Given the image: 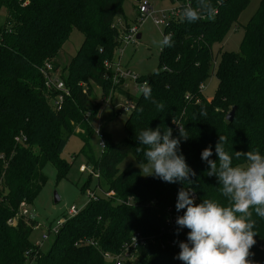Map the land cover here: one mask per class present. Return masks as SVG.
I'll return each instance as SVG.
<instances>
[{
	"label": "trees",
	"instance_id": "trees-1",
	"mask_svg": "<svg viewBox=\"0 0 264 264\" xmlns=\"http://www.w3.org/2000/svg\"><path fill=\"white\" fill-rule=\"evenodd\" d=\"M123 1L29 0L23 6L21 0H0V9L6 12L0 24V264H28L33 256L34 264H111L103 253L117 254L135 232L147 241L138 248L136 261L124 264H179L178 242H187L189 230L176 234V217L184 212L175 209L178 190L193 188L195 203L203 199L228 203L217 177L207 175L209 166L201 160V151L211 145L210 159L218 162L215 144L224 136L229 154L258 150L264 155V0L244 26L239 51L219 49L217 60L213 45L222 42L250 0H210L214 11L195 22L181 17L169 20L163 36L171 33L173 46L160 50L158 67L151 75L138 77V82L150 84L151 99L140 93L131 96L121 82L114 84L112 68L104 65L115 60L120 33L116 18L123 15ZM190 1L196 8L197 0ZM123 22L125 31L130 23L126 18ZM74 28L83 40L61 68L69 95L54 110L47 99L53 93L45 89L39 67L46 60L59 67L58 52ZM212 72L218 83L208 99L201 87ZM93 84L101 89V97L117 92L134 102L121 140L113 142L102 130L105 148L99 156L89 142L94 134L92 122L102 105L96 101L87 106ZM152 100L164 104V110L158 111ZM233 106L236 110L229 122L226 115ZM177 126L190 137L181 140L180 151L196 173L191 185L143 177L131 164L119 170L129 154L137 164L146 163V146L137 140L142 130L171 128L173 137H178ZM18 135L26 141L17 142ZM71 135L79 136L78 154L98 172L96 185L103 183L114 194L89 199L43 252L30 241L36 225L33 218L19 215L14 224L9 220L17 215L21 202L33 204L47 182L46 164L55 167L56 182L66 177L71 163L60 153ZM246 164L244 157H233L234 166ZM90 180L91 174L81 190ZM168 217L175 219L171 231L166 226ZM253 219L258 234L251 259L264 264V218L253 212Z\"/></svg>",
	"mask_w": 264,
	"mask_h": 264
},
{
	"label": "clouds",
	"instance_id": "clouds-1",
	"mask_svg": "<svg viewBox=\"0 0 264 264\" xmlns=\"http://www.w3.org/2000/svg\"><path fill=\"white\" fill-rule=\"evenodd\" d=\"M212 11L214 8L210 0H197L196 8L187 6L183 9L181 19L192 23L202 14H211ZM153 43H158L161 50L172 47V34L164 35L161 41ZM137 91L145 99H151L148 81L138 85ZM152 103L156 104L158 111L164 110V104L155 100ZM178 130V137H173L171 128L161 132L160 127L147 128L137 135L140 145L146 146V163L140 167L143 176L158 178L169 184H192L196 173L180 151L181 140L186 141L190 137L183 129L178 127ZM225 143L227 138L219 136L215 144L218 162L210 159L213 155L211 145L205 147L200 156L209 166L207 175L217 177L222 186L221 194L228 203L222 205L210 199L195 203L193 188L178 190L175 209L177 212L183 209L184 212L176 217V234L179 235L180 229L189 230L187 242H178L180 251L175 257L183 264H255L251 259L254 255L251 249L256 245L254 237L258 233L254 230L256 220L253 219V212L264 218V155L258 150L229 154ZM233 157H244L246 166H234Z\"/></svg>",
	"mask_w": 264,
	"mask_h": 264
},
{
	"label": "rangeland",
	"instance_id": "rangeland-1",
	"mask_svg": "<svg viewBox=\"0 0 264 264\" xmlns=\"http://www.w3.org/2000/svg\"><path fill=\"white\" fill-rule=\"evenodd\" d=\"M260 0H250L246 8L240 13L237 21L232 25L227 32L222 42L214 44L212 49L214 57L217 60L219 49L222 51L238 52L239 46L244 33V26L248 19L255 12ZM154 15L156 16L160 10H167L173 7L172 0H151ZM137 3L134 0H124L122 3L123 15L116 19L124 18L130 23L134 24L137 17V12L134 5ZM6 12L4 8L0 9V24L4 21ZM123 23V22H122ZM124 25V24H121ZM138 32L141 33L140 37L136 41L123 44L122 52H115V58L120 59L121 66L125 69L136 73L139 77H146L151 75L158 67L159 52L161 48L158 43L163 39V33L165 25H156L153 22L152 17L148 16L145 20L139 24ZM120 31V27L118 26ZM83 40V35L77 29H73L70 33L68 40L62 45L57 55V63L59 70L68 64L70 58L75 54L76 50L80 46ZM218 80L212 72L211 76L204 82L202 88V94L205 98L210 99L217 87ZM127 91L131 96H137V83L128 80ZM111 92V91H110ZM128 97H125L122 93H114L107 97H101V89L97 85H92V93L89 96L87 106L89 108L96 101H101L102 105L98 109L96 118L92 124L95 128H100L111 135L112 141L117 142L125 136L124 121L127 118L129 111H117V105L120 103L128 102ZM131 101V99H130ZM90 145L94 151L95 156H99L100 150L98 147V139L95 134L90 138ZM82 146V141L78 135H71L60 153V157L71 163V167L65 178L56 182V170L52 164H46L43 171L47 175V182L42 187L41 191L35 198L33 204L27 205L29 210L28 217L35 220L36 225L30 235V241L33 244H40V248L43 252L47 251L51 243L53 242V235H50L48 239L41 241L42 231L48 226L50 222H55L61 217L66 215V211L70 205H75L79 210L82 209L89 201L87 189L91 190L98 196H104V194L110 191L105 190L103 183L98 187L96 185L97 178L94 174H91V180L84 190H81V186L86 181L89 170L92 169L91 165H87L85 158L82 154H78L79 149ZM87 165L84 171L81 166ZM131 164L140 170L142 165L137 164L134 157L129 154L118 165L119 170H123L127 165ZM141 172V170H140ZM143 173L141 172V175ZM143 176V175H142ZM146 177V176H143ZM55 196L58 198L55 201ZM133 261H136L135 259ZM179 264H183L181 261Z\"/></svg>",
	"mask_w": 264,
	"mask_h": 264
},
{
	"label": "built area",
	"instance_id": "built-area-1",
	"mask_svg": "<svg viewBox=\"0 0 264 264\" xmlns=\"http://www.w3.org/2000/svg\"><path fill=\"white\" fill-rule=\"evenodd\" d=\"M22 5L25 6L28 4L29 0H21ZM173 7L169 8L167 10H160L159 13L156 16L154 15V11L152 8L151 0H139L137 3V17L135 19L134 24H130L129 28L127 30L124 29V25H121V23H117V25L121 28L120 33L118 36L119 45L115 49V52H122L123 44H127L129 42L136 41L138 32V26L141 24L145 18L148 16L152 17L153 22L156 25H166L167 22L171 19L181 17L182 11L185 7L191 6L190 0H172ZM106 68H112V81L114 84L120 83L123 87H127V81L131 80L137 85L142 84V82H138V75L136 73L131 72L128 69H125L121 66L120 59L114 60L113 63L105 62L104 63ZM60 68L54 67V61L52 60H46L41 67H39V71L42 74L43 77V85L45 89L51 94H47V99L51 105V107L54 110H59L62 106V102L65 96L69 95V90L65 87L64 81L60 76L61 70ZM203 88V85L201 89ZM118 109L121 111H131L134 108V102L131 100H128L126 103H120L117 105ZM89 113L85 114V118H87ZM94 134L98 139V147L100 152H102L105 148V141H104V135L103 131L100 128L94 129ZM15 140L17 142H25L26 137L22 135H18L15 137ZM87 165H82V171L85 170ZM89 174H94L95 177H98V172L94 171L93 169L89 170ZM87 194L89 196V199H96L98 195H96L94 192H91V190H86ZM114 193L110 191L107 194H104V197H108L110 195H113ZM196 197V195H195ZM79 212V209L75 205H70L66 211V215L61 217L59 220L55 222V224H51L45 227V230L42 231L41 234V241H44L48 239L50 235H56L59 231V229L64 225V223L67 221V219L73 217ZM29 214V210L27 208V204L25 202H21L19 205V211L17 215L9 220L10 224H14L16 221V217L19 215L27 216ZM174 218L168 217L166 219V226L171 231L174 228ZM38 226V225H36ZM146 237L140 234L139 232H135L131 235L130 239L125 242L122 246L121 251H119L117 254H112L110 252H104L103 258L107 262H111V264H124L125 261L130 260L133 261L136 259V253L138 248L146 243ZM87 244V243H86ZM88 244L95 245V242L89 241ZM40 246V244H35ZM264 248V246H263ZM28 256L29 251L26 253ZM28 264H34V256L28 261Z\"/></svg>",
	"mask_w": 264,
	"mask_h": 264
},
{
	"label": "water",
	"instance_id": "water-1",
	"mask_svg": "<svg viewBox=\"0 0 264 264\" xmlns=\"http://www.w3.org/2000/svg\"><path fill=\"white\" fill-rule=\"evenodd\" d=\"M140 33L137 35V38H139L140 37ZM235 110H236V106H233L232 108H231V110L227 113V115H226V120L227 121H232V119H233V117H234V113H235ZM58 200V198L55 196V201H57Z\"/></svg>",
	"mask_w": 264,
	"mask_h": 264
},
{
	"label": "crops",
	"instance_id": "crops-1",
	"mask_svg": "<svg viewBox=\"0 0 264 264\" xmlns=\"http://www.w3.org/2000/svg\"><path fill=\"white\" fill-rule=\"evenodd\" d=\"M123 21L121 19H117V23H121V24H124V22L122 23ZM129 23V22H128ZM141 34V33H140ZM57 61V60H56Z\"/></svg>",
	"mask_w": 264,
	"mask_h": 264
}]
</instances>
